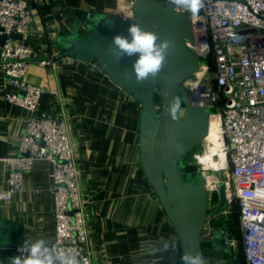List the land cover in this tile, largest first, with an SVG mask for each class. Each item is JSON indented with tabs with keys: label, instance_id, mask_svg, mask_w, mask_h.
<instances>
[{
	"label": "crops",
	"instance_id": "crops-1",
	"mask_svg": "<svg viewBox=\"0 0 264 264\" xmlns=\"http://www.w3.org/2000/svg\"><path fill=\"white\" fill-rule=\"evenodd\" d=\"M26 1L32 22L30 33L21 41L33 50L35 60L24 79L46 92L33 111L7 101L6 94L18 89L0 67V156L19 154L18 144L30 116H65L92 264H180L178 237L139 163L138 102L110 80L96 59L84 62L59 56L63 50L59 36L85 35L91 23L89 13L124 14L131 0ZM38 59L50 63L41 64ZM129 153L134 154L131 159ZM6 186L7 170L1 164L0 189ZM29 238L55 240L52 164L43 159L35 160L23 173L21 190L0 205V261L16 256L14 247ZM165 240L175 241L178 251H150ZM203 252L206 264H234L210 245Z\"/></svg>",
	"mask_w": 264,
	"mask_h": 264
},
{
	"label": "built area",
	"instance_id": "built-area-1",
	"mask_svg": "<svg viewBox=\"0 0 264 264\" xmlns=\"http://www.w3.org/2000/svg\"><path fill=\"white\" fill-rule=\"evenodd\" d=\"M124 12L132 15L131 1ZM186 13L194 30V43L188 47L200 58V66L190 78L193 81L184 86L192 102L209 107L210 117L219 121L225 164L203 167L199 156L206 149H198L187 162L217 179L206 186L208 207L210 199L217 198L218 185L224 184L225 208L236 202L239 209L245 263L264 264V0H204L196 17ZM31 22L26 0H0V35L6 36L0 44V67L18 89L5 98L29 111L46 92L24 79L29 64L35 60L33 50L21 41L30 33ZM13 34H20V38H12ZM38 62L50 63L46 59ZM18 149V155L0 156V165L7 170L0 205L21 190L23 173L32 168L35 160L51 162L55 218L52 243L58 251L76 255L82 264H92L83 195L65 116L27 118ZM226 237L229 252L225 254L231 259L237 251V241L228 230ZM20 246L14 247L17 255Z\"/></svg>",
	"mask_w": 264,
	"mask_h": 264
},
{
	"label": "water",
	"instance_id": "water-1",
	"mask_svg": "<svg viewBox=\"0 0 264 264\" xmlns=\"http://www.w3.org/2000/svg\"><path fill=\"white\" fill-rule=\"evenodd\" d=\"M132 15L89 13L91 21L87 33L77 32L58 37L62 47L59 56L101 63L110 80L140 106L138 116L139 163L146 181L153 189L162 210L172 225L179 241L180 254L185 251L200 253L209 244L217 252L228 253L227 223L203 235L206 223L227 206L224 184L218 185L217 204L208 207V192L204 172L187 162L192 151H198L209 127V107L192 102L184 82L200 66V58L188 47L194 43L193 24L189 14L173 10L168 0H131ZM131 23L159 34L169 40L172 49L165 69L155 79L137 83L132 63L137 58L124 57L116 62L109 53L115 35L127 36ZM6 36L0 35V44ZM12 38L19 39L20 34ZM159 42V41H158ZM180 95L184 103L179 121L169 118V101ZM231 263L240 264L239 251L233 253Z\"/></svg>",
	"mask_w": 264,
	"mask_h": 264
},
{
	"label": "clouds",
	"instance_id": "clouds-1",
	"mask_svg": "<svg viewBox=\"0 0 264 264\" xmlns=\"http://www.w3.org/2000/svg\"><path fill=\"white\" fill-rule=\"evenodd\" d=\"M168 4L175 10H186L191 17H196L204 7V0H168ZM128 35H115L109 47V53L116 62L124 57L137 58L132 63V73L137 83H143L150 77L155 79L165 69L166 61L172 43L160 40L158 33L144 29L140 24L131 23L127 29ZM159 41V42H158ZM93 67H95L93 65ZM183 98L174 96L167 109L168 116L173 121H179L183 112ZM19 255L9 257L0 264H82L76 255L65 251H58L50 240L44 238L25 239L18 249ZM153 254L161 252H176L178 245L173 240H165L154 245ZM182 264H206L200 253L185 251L181 256Z\"/></svg>",
	"mask_w": 264,
	"mask_h": 264
},
{
	"label": "bare ground",
	"instance_id": "bare-ground-1",
	"mask_svg": "<svg viewBox=\"0 0 264 264\" xmlns=\"http://www.w3.org/2000/svg\"><path fill=\"white\" fill-rule=\"evenodd\" d=\"M126 15V13L124 12ZM123 14V15H124ZM220 126L219 121L211 116L209 117V127L206 137L203 139L206 141L207 147L205 152L199 156V162L203 167L218 168L225 164V156L222 151V142L220 140ZM203 171V170H202ZM205 175V174H204ZM206 186L216 181V177L211 175H205Z\"/></svg>",
	"mask_w": 264,
	"mask_h": 264
},
{
	"label": "rangeland",
	"instance_id": "rangeland-1",
	"mask_svg": "<svg viewBox=\"0 0 264 264\" xmlns=\"http://www.w3.org/2000/svg\"><path fill=\"white\" fill-rule=\"evenodd\" d=\"M127 3H128V1H127ZM183 11L184 12H187L186 10H183ZM191 81H193V80L192 79L190 80V78H189V80L188 81L186 80L184 83H188V82H191ZM128 111L130 112V109L129 108H128ZM130 113H132V111ZM136 115H137V113H136ZM112 129H109L108 132H113L114 129L113 130ZM85 134L86 133L84 132V136H85ZM134 141H133V143H135ZM207 144H208L207 142H201V144L199 145V152L204 151L206 149V147H207ZM130 150H131V144L129 143L128 151L131 152ZM195 153H196V151L190 152V154L187 157V160L193 159ZM132 155H134V154L129 153V158L130 159H131V156ZM216 200H217L216 197H212L210 199V201H209V203H210L209 207L213 208L217 204L216 203L217 202ZM223 221L228 222L229 227H228L227 230L229 231V233L232 236V238L237 241L236 246H237V251H239L238 236L236 235V232H235L236 231L235 229H236V224H237V218H236V210H235V206H234L233 202L231 204H229V206L227 208H225L222 212H220L219 214H217L215 217H213L212 219H210L206 223V225H205V227L203 229V235L204 236H208L209 235V232L212 229H214V228H219L221 226V223ZM205 246H207V245H205Z\"/></svg>",
	"mask_w": 264,
	"mask_h": 264
},
{
	"label": "trees",
	"instance_id": "trees-1",
	"mask_svg": "<svg viewBox=\"0 0 264 264\" xmlns=\"http://www.w3.org/2000/svg\"><path fill=\"white\" fill-rule=\"evenodd\" d=\"M209 62L212 63V60L211 58H209ZM234 206H235V210H236V218H237V224H236V235L238 236V243H239V253H240V256H241V262L240 264H246L245 263V260H244V256H243V248H242V243H241V232H240V228H239V209H238V206H237V203L236 202H233ZM227 223V229L229 227V224L228 222ZM205 245H209V244H204ZM203 246V247H204ZM180 264H182V261H181V256H180Z\"/></svg>",
	"mask_w": 264,
	"mask_h": 264
}]
</instances>
